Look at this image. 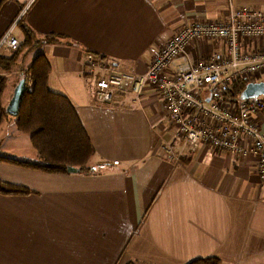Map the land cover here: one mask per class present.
Returning <instances> with one entry per match:
<instances>
[{
	"label": "crops",
	"instance_id": "crops-1",
	"mask_svg": "<svg viewBox=\"0 0 264 264\" xmlns=\"http://www.w3.org/2000/svg\"><path fill=\"white\" fill-rule=\"evenodd\" d=\"M229 6L264 8V0H0V37L15 18L39 38L60 39L30 56L45 55L50 89L73 102L95 151V173L85 175L0 162V180L31 190L0 194V264H186L204 257L264 264L256 157L198 144L178 161L168 158L163 147L178 140L157 91L146 86L136 97L125 86L99 103L95 73L84 69L92 53L111 67L145 72L150 46L185 24L224 18ZM245 46L263 48L264 40ZM223 50L222 42L204 39L191 43L188 55L195 61ZM15 84L6 81L4 107ZM256 118L264 130V116Z\"/></svg>",
	"mask_w": 264,
	"mask_h": 264
},
{
	"label": "built area",
	"instance_id": "built-area-1",
	"mask_svg": "<svg viewBox=\"0 0 264 264\" xmlns=\"http://www.w3.org/2000/svg\"><path fill=\"white\" fill-rule=\"evenodd\" d=\"M17 23L18 19L0 37V50L14 51L20 46L14 34ZM204 39L222 42L224 50L191 60L189 45ZM256 40H264V8L229 6L224 18L185 24L164 45L150 46L144 73L121 71L117 76L97 80L98 100L111 101L112 89L122 83L134 92L151 86L163 100L178 139L192 144L202 142L224 152L254 155L256 174L264 190V130L256 118L264 116V96L238 103L222 100L231 80L264 78V47L250 50L245 46ZM173 159L177 160V155Z\"/></svg>",
	"mask_w": 264,
	"mask_h": 264
},
{
	"label": "trees",
	"instance_id": "trees-1",
	"mask_svg": "<svg viewBox=\"0 0 264 264\" xmlns=\"http://www.w3.org/2000/svg\"><path fill=\"white\" fill-rule=\"evenodd\" d=\"M17 27L24 37L20 46L7 58L3 68H16L24 71L30 80L29 87L23 92L18 114L12 117L18 130L29 136L31 146L36 150L39 160L30 161L0 154V162L36 169L47 173L69 174L68 167L78 169L80 174H93L94 169L89 162L95 151L92 141L80 119L78 111L65 94L49 87L50 65L42 52L31 59L30 54L40 50L44 44H56L60 39L54 34L43 38L37 37L27 25L19 19ZM104 58V56H101ZM21 67V65H23ZM4 71V70H3ZM5 74L0 75V125L8 116L2 103V95L6 86ZM247 80L235 78L230 81L229 89L222 100L238 103V96ZM31 190L25 186L0 180V194H26ZM126 264H137L133 260ZM186 264H222L217 257L195 258Z\"/></svg>",
	"mask_w": 264,
	"mask_h": 264
},
{
	"label": "rangeland",
	"instance_id": "rangeland-1",
	"mask_svg": "<svg viewBox=\"0 0 264 264\" xmlns=\"http://www.w3.org/2000/svg\"><path fill=\"white\" fill-rule=\"evenodd\" d=\"M15 20L16 19L14 18L13 22ZM13 22H11L9 24L8 28L13 24ZM15 33H16V35L18 37V40L21 42L23 40V37H24L21 29H19V27H17L16 30H15ZM12 52L13 51H10L8 49H1L0 50V57H6L7 58ZM30 59H31V56H29L27 62H29ZM5 62L6 61L0 60V65H1L0 75L5 74L4 76H6V81H8V79H10V77H11V79H14V82H16V84L18 83L19 80L23 79L25 81L24 91L27 90L28 87H29L30 80L28 79L27 76L21 75V72L24 71V68H22V70H19V69H16V68L15 69L12 68L10 70H6V69L3 68ZM111 63H112V61L107 60L105 57L102 58L101 56H98V55H95V54H92V53H87V55L85 56V59H84V67L85 68L84 69H85L86 73H88V74L95 73V75L93 74V76L91 78V82H92V96L94 97L96 102L105 103V102H101V101L98 100V97H97V94H96V92L98 93V91H97L98 88L96 86V81L101 79V78L109 79L110 77L117 76L119 74V72L124 71V70L118 69L117 67H114L113 65L111 67ZM23 66H24V64L21 65V67H23ZM87 66H89V69H88ZM124 72H128V71H124ZM128 73L132 74V72H128ZM134 73H137V72H134ZM142 73H144V72H142ZM142 73H137V74H142ZM262 79H264V78H262ZM125 86H128L127 83H122L118 87H114L112 89L113 95H114V93L123 90ZM9 89H10V86L6 85V90L8 91ZM127 91L130 92L132 95H134L136 97H140V95L143 92V88L139 92H134V91L130 90L129 86H128V90ZM7 97H8V95H7ZM206 101L209 102V98H207ZM2 121L3 122H2V125H1V128H0V154H2L3 149H4V148L2 149L1 145H3L4 142H6V144L8 146V149L11 152H13V154L16 156L15 158L22 159V160H30V161L39 160V156H38L36 150L30 144L29 136L26 133H24V132H22V131L17 129V127L14 124V121H13L12 117H10L8 115ZM15 134L20 136V138H16ZM175 138L178 140L177 141V146L181 150L176 151L175 149L177 148V146H173L172 145L173 143L168 142L163 147V153H165L168 156L169 152H167V151H169L171 149L172 151L170 152L171 154H169L168 158H170V159L172 158L173 159V157H176V155H177L178 159L176 161L179 160L182 152H184L183 150H185V147H188L190 149V151L194 152L195 151V146L198 145V144H192V143H190L189 141H187L185 139L180 141L177 136H175ZM10 139L12 141V145H11ZM199 144H205V143L199 142ZM205 145L208 146V144H205ZM215 150L220 151L218 149H215ZM173 152H175V154H173ZM221 152H224V151L221 150ZM228 153H230V152H228ZM234 154H236V153H234ZM5 155H9V154H5ZM238 155H240V154H238ZM137 264H142V263H137Z\"/></svg>",
	"mask_w": 264,
	"mask_h": 264
},
{
	"label": "water",
	"instance_id": "water-1",
	"mask_svg": "<svg viewBox=\"0 0 264 264\" xmlns=\"http://www.w3.org/2000/svg\"><path fill=\"white\" fill-rule=\"evenodd\" d=\"M25 81L19 80L14 86L12 94L5 106V111L9 116H16L19 111L21 98L24 92ZM264 96V80L247 82L238 96V100H246L255 98L257 96ZM68 172L77 173L78 169L74 167H68Z\"/></svg>",
	"mask_w": 264,
	"mask_h": 264
}]
</instances>
